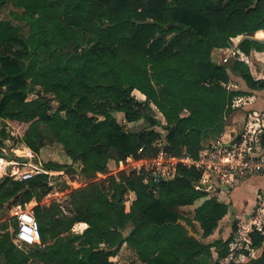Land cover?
Returning <instances> with one entry per match:
<instances>
[{
	"label": "trees",
	"instance_id": "trees-1",
	"mask_svg": "<svg viewBox=\"0 0 264 264\" xmlns=\"http://www.w3.org/2000/svg\"><path fill=\"white\" fill-rule=\"evenodd\" d=\"M9 1L23 9L28 35L21 37L17 26L0 18V146L6 138L2 119L35 156L51 137L70 163L49 160L43 167L88 181L67 193L70 215L57 204H40L50 191L47 174L1 183L0 210L6 203L33 205L41 240L54 237L27 252L2 232L4 264H114L109 258L122 246L135 252L131 264H222L237 229L232 226L227 239L204 240L228 204L186 179L199 180L195 168L179 166L173 179L157 183L135 171L103 176L127 155H155L156 139L170 154L197 156L201 134L223 121L230 99L241 93L226 89L229 77L217 51L230 37L264 30V0H0V7ZM61 1L65 9L59 11ZM78 31L97 40L79 50ZM239 46L244 52L257 47L247 39ZM240 73L249 88H264V80L247 69ZM133 90L145 99H136ZM28 92L37 97L27 99ZM116 112L129 123L147 122L125 129ZM128 191L134 199L126 206ZM199 198L205 199L193 219L200 233L180 211ZM77 221L87 224L82 234L71 232ZM6 227L0 224V230ZM249 238L251 247L262 248L250 264H264V233L254 228Z\"/></svg>",
	"mask_w": 264,
	"mask_h": 264
},
{
	"label": "crops",
	"instance_id": "crops-1",
	"mask_svg": "<svg viewBox=\"0 0 264 264\" xmlns=\"http://www.w3.org/2000/svg\"><path fill=\"white\" fill-rule=\"evenodd\" d=\"M262 36H264V30L262 29L254 32L239 34L234 37H230L228 40V46L224 48H220L217 51L216 60L218 64L225 65L229 77L228 82L225 84L226 89L230 92L239 91L241 93L232 96V98L230 99L228 105L230 107V111L224 116L223 121L216 127L205 130L201 134L200 137L201 146L211 144L218 139H222L225 142H230V141L232 142L234 139L238 140L249 127L260 128L262 131L261 133L264 134V88L262 89L249 88L240 73V68L247 69V71L249 72V74L252 76L253 79L264 80V43L261 41ZM244 39L254 41L257 47L254 48L252 46L250 47L248 52H244L243 50H241L239 46ZM141 95L142 97L140 99L141 100L145 99L144 95L143 94ZM236 99H240L239 106L232 105L233 101ZM4 122L6 123L5 120ZM161 123H165L164 118H162ZM6 146L7 145L4 143L3 147ZM259 147L262 150H264V143H262V137L260 139ZM42 150L43 147L39 151L40 156ZM35 158L38 157L35 156ZM68 159L69 158L67 156V160H65L64 162L59 161V163L68 164L70 163V159L69 160ZM43 163L44 162H42L41 159L38 158L37 163L27 162L17 167L18 170L17 172L20 173V172L29 171L35 166H39L42 169H44V174H47L48 176H50L53 172H55L45 169L42 165ZM118 168L119 167H114L110 169L108 173L103 177H106L107 175H117ZM6 172L7 171L5 169L3 170L0 169V179L4 176V174H6ZM76 176L81 178V182L83 183V177L77 173ZM8 177H11L13 180L20 181L15 179L11 174L10 175L8 174ZM48 184L51 186L50 179L48 180ZM214 192H216L218 196V200L232 206L231 213L228 212L230 214V217L233 216L238 217L240 214L243 215L244 218L246 219H251L250 216L253 213V209L257 207L258 198L259 197L262 198L264 194V173H255L248 175L242 179L236 180L234 183L227 185L226 187L217 189ZM244 192L246 194L245 196H244ZM52 197L53 196L48 192L42 198L40 204L49 206L50 201L54 199ZM204 199L205 198H199L195 200L193 203L194 206L196 207L199 204H201ZM17 204L18 203L11 205L9 203L7 204L8 213L10 214V216H12L15 219L16 217L13 215V212H11V210H13V207ZM232 226L233 225L231 223H228L227 225L224 226L220 224L213 231V233L208 237L204 238V240L206 242H210L217 238L227 239L232 234ZM86 227L87 224L85 222L77 221L72 225L71 231H73L72 233L74 234H82ZM196 230L198 233L201 232L199 226H196ZM252 230H247V229L244 230L243 241H245L246 243L245 246L246 251H239L238 253L234 252V248H233L234 246H232L234 242L232 241L230 243V253L226 258L222 260L225 261L224 263L227 264L228 262L231 261L236 263L237 262L236 259H239L242 262V264H250L251 259L258 257L261 254L262 252L261 247L259 248L251 247L249 232ZM2 232L3 230H0V233ZM262 232L264 233V230ZM242 235L243 233L241 232L239 233L235 232L233 240H236ZM13 242L15 243V241ZM39 244L32 247H36V248L41 247V249H43L45 245L40 246ZM15 245L19 248H23L22 247L23 245L20 246L17 243H15ZM129 249L132 250L131 248ZM119 251L112 256L117 257ZM213 255L215 256V253H213ZM136 259L137 257L135 255L134 260L136 261Z\"/></svg>",
	"mask_w": 264,
	"mask_h": 264
},
{
	"label": "built area",
	"instance_id": "built-area-1",
	"mask_svg": "<svg viewBox=\"0 0 264 264\" xmlns=\"http://www.w3.org/2000/svg\"><path fill=\"white\" fill-rule=\"evenodd\" d=\"M261 41L264 43V36H262ZM239 100H234L235 102L233 101L232 105L239 106ZM261 132L260 128L249 127L240 139L234 143L218 139L211 144L201 146L196 157H192L185 151L178 155L170 154L164 150L162 140L156 139L152 143V146L157 148L155 155L145 157L127 155L124 157L118 171L143 173L144 177H151L153 182L157 183L162 179L174 178L179 166L195 168L200 174L198 182L209 184L207 188L202 190L215 191L248 175L264 173V150L259 147ZM143 149L144 145H140L137 154H141ZM9 157L10 149L6 146L1 150L0 160H8L9 164L5 167V170L7 171V167L11 165L9 175L11 174L17 180H27L34 175L44 173V169L39 166L18 173L17 167L32 161L23 162L21 160L18 163L10 160ZM194 187L201 189L195 185ZM256 208L259 210L256 216L257 220H251L254 225L251 230L255 228L262 232L261 220L264 219V194L262 198H258ZM11 212L17 220L15 243L28 247L38 245L41 241V234L34 216L33 206L30 204H17Z\"/></svg>",
	"mask_w": 264,
	"mask_h": 264
},
{
	"label": "rangeland",
	"instance_id": "rangeland-1",
	"mask_svg": "<svg viewBox=\"0 0 264 264\" xmlns=\"http://www.w3.org/2000/svg\"><path fill=\"white\" fill-rule=\"evenodd\" d=\"M60 3V2H59ZM57 5L58 10L62 11L63 9H65L64 7V3H61ZM22 14H23V9L21 7H16L14 6L10 1L3 4L0 7V18L2 20H8L10 21V23L12 25H15L19 28V34L21 37L26 38L28 35V23L22 18ZM78 45H79V50L85 46H89L91 44H93L96 40L97 37L95 35L92 34H88V33H82L81 31H78ZM71 51H74L75 48L72 47L70 48ZM133 96L138 99L141 100L140 98L142 97V95L140 94V92H138V90H133L132 91ZM48 98H50V104L51 105H56L57 101H55L52 97L51 94H47ZM37 94L34 92H28L27 93V99H33L36 98ZM145 97V96H144ZM152 111L154 112V114H156V116L158 117V120L161 121L163 116L162 114L158 111V109L153 105L150 104ZM115 116L117 118V120L122 123L124 125L125 129H128V126H131L133 124H136L137 126H140L141 124H145L147 122V119H140L136 122H132L129 123L124 119V116L121 112H116ZM2 126H4V134L6 136L4 143L8 146V148L10 149V155H12V158L10 160L13 161H20L22 160V158L24 157H28V158H32L35 157V153L30 150L29 148H27L26 146L23 145L22 140L19 137V134L17 132V130L12 127L11 125H9L7 122H4V120L2 119ZM165 121V120H164ZM157 130L161 131V127L157 126L156 127ZM53 139L50 137L46 143L47 145H45L43 147L41 156L40 153L36 156L39 159H41L42 162H46L47 160H54L57 162H64L65 160H67V155L65 154L62 146L56 142H52ZM52 142V143H51ZM1 148H4L2 146H0ZM7 160V159H6ZM0 160V169H5V167L9 164L8 160ZM69 160V159H68ZM10 162V161H9ZM19 163V162H18ZM50 182H51V186H50V191L49 193L53 196L50 203H54L57 204L60 209H61V213L64 215H70L69 212V197H68V191H70L71 189H74L75 187H79L81 185H83V183L81 182V178H79L78 176H76V174L74 172H53L50 176H49ZM61 182H66L67 184L70 185L69 189H66ZM207 192H213L208 190ZM245 192H244V196H245ZM134 199V195L131 191H128L124 197H123V201L124 204L126 206H128L131 201ZM194 204L192 205H184L180 207V211L182 212V214H184L185 216H187L188 218H190L191 220L193 219L194 216ZM257 208L253 209V213L250 216L251 219H246L244 218L243 215H240L238 217H230V214L227 212V214L219 221L218 225H227L228 223H231L233 226L236 227V232H241L243 233V235L239 238H237L236 240H232L234 242V244L232 246H234V252L238 253L239 251H246V243L245 241H243V237H244V230H251V228L254 226L253 223H251V220L256 219L257 220V214H258ZM15 221V226L12 225V223ZM194 223V227L196 228V226H199L197 221H193ZM5 223L7 225L6 229L3 230V234H7L12 241H14V237H15V232H16V228H17V221L15 218H13L12 216H10V214L8 213L7 210V203L4 205V208L2 210H0V224ZM261 226L264 230V219L261 220ZM130 229V225H128L124 230L123 233L126 234L128 233ZM73 232V231H71ZM1 234V233H0ZM63 235H66V233H64ZM52 242H54V237H52L51 235H49L48 237H46V239L44 241H40V246H44L47 244H51ZM22 246V245H21ZM27 252H31L32 248H29L28 246L24 247L22 246ZM135 258V253L130 250L127 247H122L121 250L119 251V253L117 254V257L111 256V260L114 262V264H129L131 263ZM35 260V259H34ZM236 263L237 264H242V262L239 259H236ZM223 264L225 261H222Z\"/></svg>",
	"mask_w": 264,
	"mask_h": 264
},
{
	"label": "water",
	"instance_id": "water-1",
	"mask_svg": "<svg viewBox=\"0 0 264 264\" xmlns=\"http://www.w3.org/2000/svg\"><path fill=\"white\" fill-rule=\"evenodd\" d=\"M71 48H72V47H71ZM236 140H237V139H234V140L232 141V143H234ZM11 158H12V155H10L9 159H11ZM29 160H31L32 162H35V163L38 162V158H35V157H33V158H31V159H29V158H22V161H23V162H26V161H29ZM10 168H11V165L7 167V172H6V174H4V176L0 179V184L3 183V182L7 179L8 174H9V171H10ZM77 170H78V169H77ZM169 179H173V178L171 177V178H169ZM186 179H187L188 181H190L193 185L198 186V187L201 188V189H205V188H207V187L209 186L208 183H201V182H198V181H192V180H191L190 178H188V177H186ZM87 181H88L87 178H83V183H84V184H86ZM61 183H62V185H63L65 188H70V186H69L66 182H61ZM231 211H232V206H231V205H228V212L231 213ZM187 230H188V233H189L190 235H194V232L192 231V229H191L189 226H187ZM38 248L41 249V247H38ZM0 264H4V258H3L2 256H0Z\"/></svg>",
	"mask_w": 264,
	"mask_h": 264
}]
</instances>
